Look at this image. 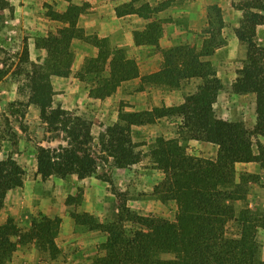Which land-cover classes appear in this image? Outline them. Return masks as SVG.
<instances>
[{
    "label": "trees",
    "instance_id": "16d2710c",
    "mask_svg": "<svg viewBox=\"0 0 264 264\" xmlns=\"http://www.w3.org/2000/svg\"><path fill=\"white\" fill-rule=\"evenodd\" d=\"M136 1L141 0L117 6L116 14L135 13L147 19L143 29L133 32L134 42L153 45L162 54L161 67L142 75L143 84L138 90L145 84L178 88L182 80L193 77L201 82L177 105L142 110H124L121 106L118 120L105 127L97 142L114 166L127 168L143 156L137 148L139 143L132 139L131 127L179 116L178 132L185 134L180 138L159 136L149 144L147 153L164 175L154 188L155 196L164 205L173 207V217L128 208L121 194L116 193L112 178L97 172L99 161L91 149L94 140L91 122L59 105L53 106L51 76L70 74L74 59L71 43L74 38H83L77 20L86 4L70 3L63 12L47 4L45 15L63 25L36 38V46L46 51L41 64L29 62L28 50L26 47L23 50L25 61L31 66L25 73L28 104L37 106L47 131L62 132L66 142L53 148L39 145L36 171L43 180L50 176L64 179L72 174L78 179L94 176L107 182L111 192L119 197L115 220L103 223L88 216L89 229L106 234L105 241L96 246L91 264H264L257 239L259 228H264V217L247 203L239 209L235 206L237 200L246 199L249 184L258 182L252 173L237 175L235 164L255 161L264 168V143L257 141L254 150L252 142V136L264 138V45L256 40L257 27L264 25V0H242L235 5L241 11L235 35L245 46V58L236 69L232 91L255 95L256 121L252 131L242 121L219 118L214 111L213 105L223 85L210 60L204 57L225 44L221 26L208 17V26L203 31L207 35L198 50L187 43L160 48L161 21L150 20L156 9L143 1L135 6ZM6 7L11 8L9 0H0V11ZM220 13L217 8L221 19ZM91 43L98 51L95 56L85 58L77 72L82 80L93 73L101 76L93 77L95 85L91 84L90 96H108L122 81L139 75L134 60L125 56L122 49L109 47L106 38L95 36ZM190 139L217 144L216 159L189 154L182 142ZM104 160L107 162L106 157ZM24 174L25 170L13 156L0 159V208L7 191L23 185ZM78 217L75 216L77 220ZM56 229L55 220L46 216L32 220L27 230L11 218L0 222V264H10L13 253L27 241L34 242L39 254L54 258Z\"/></svg>",
    "mask_w": 264,
    "mask_h": 264
},
{
    "label": "rangeland",
    "instance_id": "374dc122",
    "mask_svg": "<svg viewBox=\"0 0 264 264\" xmlns=\"http://www.w3.org/2000/svg\"><path fill=\"white\" fill-rule=\"evenodd\" d=\"M142 1L146 2L145 0L136 1L135 6ZM241 1H159L150 5L156 9L150 20H159L161 25L168 22L175 23L180 27V31H185L186 28L187 44L195 46L198 50L203 38L207 35L203 31L208 26V17L211 16L214 23L218 27L221 26V34L225 38L224 45H226L231 38L236 37L235 28L239 24L241 11L235 5ZM175 8L179 12L184 10L187 15L179 13L180 19L175 20L171 12ZM217 8L221 11V19L217 14ZM11 17H13L12 8L6 7L0 11V159L13 156L23 167L25 174L21 187L7 191L0 208V222L11 218L21 229L27 230L31 221L41 216L55 220L57 229L54 242L57 252L54 258L47 254H39L34 242L27 241L13 253L10 264H91L96 246L105 241L106 234L104 233L105 237H103L102 231L89 229L88 216L103 223L115 220L119 203L116 193L121 194L126 206L130 209L144 214L173 217V207L164 205L155 196L154 188L164 175L147 153L149 144L157 137L180 138L185 134L178 132L181 118L173 115L144 124L145 127L138 129L132 126L131 128L134 129L132 139L139 143L137 148L142 150L143 156L138 163L125 169L113 168L112 159L106 155L103 146L97 140L106 126L118 120V111L121 106L124 110H142L146 107L161 106L164 103L163 97L167 94L164 91L174 88L158 86L161 87L159 89L156 85L145 84L142 90H138V87L143 84L142 75L140 76L139 73L137 77L122 81L112 94L101 98L89 95L91 84H94L93 77H101L98 73L89 74L84 80L78 77L79 70H71L62 81H57L55 78L61 76H51L54 90L53 106L59 105L91 122V133L94 137L91 149L99 161L97 172L112 178L116 193L111 192V186L107 182L95 180V177L87 182L78 181L75 174L66 177L64 181L56 176L43 180L36 171L37 147L42 145L53 148L59 144L65 145L66 142L62 132L47 131L46 125L39 117L37 106L28 104L29 88L25 76L26 70L31 69L30 61L41 64L46 55L42 59V56L35 52L30 59L31 53L29 54L28 51L29 62L25 61L23 50L25 47L28 49L27 39L30 35L26 33L27 30L16 28L10 21ZM145 21L148 22L147 19ZM82 34L83 38L80 39L89 42L96 36L95 34L86 35L84 31ZM261 35L264 36V32ZM262 39L260 40L259 35H256L257 42L264 45V38ZM178 43H185V41L178 39L175 44ZM108 45H110L109 42ZM74 46L71 43L73 51ZM117 49H122L125 56L131 54L128 47L123 46ZM216 49L204 58L210 60L215 70H225V78L231 79V72L236 71L245 58V46L238 44L233 57H228L227 49L220 48L217 52ZM35 57L36 60H34ZM131 59L134 60L139 71L135 58ZM229 72L230 75H228ZM191 81L192 78L182 80L181 83L187 82L191 87L193 86L190 84ZM232 83L224 84L219 90L214 106L215 114L228 121H242L245 127L252 131L256 121L255 95L234 93ZM141 91L144 92L141 93ZM257 141L264 143V138L252 136L254 150L257 149ZM200 142L190 139L183 140L182 143L189 154L215 160L217 144ZM235 168L237 175L241 172H249L254 174L258 181L249 184L246 199L237 200L236 208L239 209L247 203L257 214L264 217V168L255 161L236 163ZM40 206L55 213L47 215ZM77 215L80 216L78 220L75 218ZM257 239L264 259V228H259Z\"/></svg>",
    "mask_w": 264,
    "mask_h": 264
},
{
    "label": "crops",
    "instance_id": "0c3cea01",
    "mask_svg": "<svg viewBox=\"0 0 264 264\" xmlns=\"http://www.w3.org/2000/svg\"><path fill=\"white\" fill-rule=\"evenodd\" d=\"M78 1V3H77ZM9 0V4L13 11V17L10 18L14 26L19 29L27 30L28 37L27 50L29 51L30 59H32V54L36 52L37 55L42 56L46 55V51L43 48L36 46V38L40 36H45L49 31H54L57 27L62 26L63 24L55 21L45 15L47 10L46 5L50 4L55 10L63 12L70 3L74 4H86V7L82 13L79 14L77 20V26L81 27L85 34H95L99 38H106L109 42L111 48L118 47H128L131 51V54L127 57L135 58L138 67L140 76L143 74H148L154 71H157L161 67L162 63V54L156 50L155 46L149 44H139L136 45L133 38V32L135 30H141L145 27L146 21L143 17L135 14L129 13L118 16L116 14L117 6H120L124 3H128L130 0ZM150 5L164 0H145ZM172 15L174 19H180L179 13L186 12L182 10L179 12L176 8L173 9ZM195 23L193 24V26ZM187 26V25H186ZM184 26V27H186ZM196 27V26H195ZM264 25H259L256 29V35H259V39L263 40L264 36L261 34L264 32L262 30ZM180 27L175 23L168 22L162 23V34L159 38L160 48H168L174 45L178 39L184 40L187 43V29L185 31H180ZM262 32V33H261ZM239 41L237 37L231 38L228 43L220 48L227 49L228 57H233L236 53L237 46ZM76 45V47L74 46ZM72 46H74V59L71 65V70H79L85 58L95 56L98 48L93 45L91 42L82 40L80 38H74L72 40ZM216 49V52L220 50ZM221 49V50H222ZM36 60V57L34 58ZM216 76L221 80L222 85L226 83H232V80L236 78V71L231 72V79L225 78V70L217 69ZM230 75V72L228 73ZM57 81H62L63 77H55ZM60 79V80H58ZM136 79V78H135ZM139 79V78H138ZM188 80V79H187ZM233 80V81H234ZM201 82V79L198 77H193L190 84L193 86L189 87L187 82L181 85L178 88H174L169 91H164L167 93L164 95V103L162 105L171 106L177 105L184 101L186 94L194 91L196 86ZM157 88H159L157 86ZM161 88V87H160ZM159 88V89H160ZM163 88V87H162ZM221 90V89H220ZM190 91V92H189ZM140 92V91H139ZM144 91H141V93ZM249 94V93H248ZM218 97V95H217ZM106 100V99H105ZM217 101H215L214 105ZM157 106V105H156ZM135 108L134 106H130ZM151 107H146L145 109H150ZM136 109V108H135ZM139 110V109H136ZM160 119V118H158ZM157 119V120H158ZM138 129L145 127L144 125H133L132 128ZM147 127V126H146ZM131 128L132 137L134 136V129ZM200 142L199 140L193 139ZM134 141V140H133ZM201 144V142H200ZM115 169H125L118 168L113 166ZM39 176V174H38ZM57 177V176H56ZM77 177V176H76ZM94 176H87L78 181L87 182L89 179H92ZM59 178V177H58ZM64 181V179L59 178ZM98 180L97 178H94ZM47 215H53L55 212L51 210L44 209L40 206ZM103 237H105L104 232H101Z\"/></svg>",
    "mask_w": 264,
    "mask_h": 264
}]
</instances>
